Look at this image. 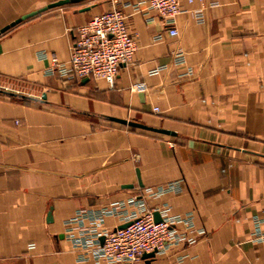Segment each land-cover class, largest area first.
<instances>
[{"label": "crops", "instance_id": "0c3cea01", "mask_svg": "<svg viewBox=\"0 0 264 264\" xmlns=\"http://www.w3.org/2000/svg\"><path fill=\"white\" fill-rule=\"evenodd\" d=\"M54 1L0 0V29ZM145 6L90 0L0 35V89L47 94L30 103L0 94V264H95L79 261L66 221L134 196L150 209L168 206L170 216H193L196 242L151 264H264V240L253 239L256 218L264 231V0L184 2L176 37ZM112 8L124 10L138 42L115 87L47 75L51 62L42 54L68 61L79 26ZM179 48L183 65L172 57ZM140 82L146 88L132 90ZM106 116L176 135L104 125ZM179 180L180 192L146 193ZM120 224L111 216L104 227Z\"/></svg>", "mask_w": 264, "mask_h": 264}, {"label": "built area", "instance_id": "2783aa9c", "mask_svg": "<svg viewBox=\"0 0 264 264\" xmlns=\"http://www.w3.org/2000/svg\"><path fill=\"white\" fill-rule=\"evenodd\" d=\"M195 0H145L146 11L153 10L167 23V32L176 37L179 34L175 18L184 11L183 3ZM130 4L129 1H126ZM126 4V5H127ZM215 5V4H214ZM202 17L201 11H199ZM162 38V34L155 39ZM138 48L136 36L129 29L128 16L122 8H112L93 15L81 24L72 44L68 61L43 53L44 59H50L47 75H57L66 83L83 77L103 79L110 88H114L120 67L133 61ZM176 65L186 63V52L179 48L172 52ZM166 65L153 69L157 74ZM192 70L187 74H192ZM145 82L136 83L132 90H144ZM156 112L159 111L155 107ZM182 180L173 181L159 188H147L146 193L160 197L167 192L182 191ZM158 212L161 220L156 221ZM118 217L121 224L114 228L104 227L107 217ZM184 223L182 231L178 224ZM263 221L255 219V240H264ZM65 236L80 250L81 262L92 261L95 264H145V253L155 252L156 256L167 254L171 247L192 244L197 236L191 233L194 227L193 216H170L169 207L163 209L147 208L142 198L137 196L127 201H117L100 209H80L66 221ZM123 224L126 227L119 228ZM205 231L201 230L203 234Z\"/></svg>", "mask_w": 264, "mask_h": 264}, {"label": "water", "instance_id": "95a60500", "mask_svg": "<svg viewBox=\"0 0 264 264\" xmlns=\"http://www.w3.org/2000/svg\"><path fill=\"white\" fill-rule=\"evenodd\" d=\"M83 1H86V0H57V1L51 2L47 6L33 10L31 12H28V13L22 15L21 17L17 18L12 23L4 26L3 28L0 29V35L2 33H5L6 31H8L12 27H15L18 24L22 23L23 21H26L27 19L34 17V16H36V15H38L44 11L54 9V8H58V7H63V6L74 4V3L83 2ZM91 7H92L91 5H87L85 7H82L80 10L81 11H87V10L91 9ZM89 79H90L89 77H86L84 81H88ZM0 94L6 95L9 97L18 98L21 100L28 99L31 101L45 102V100L47 99L46 93H43L40 99L30 97V96L25 95V94L13 92V91L3 90V89H0ZM105 118L109 121L116 122V123H119L122 125H126V126H129L131 128H135L136 130H142L145 132H151V133L162 134V135H171V136L176 135V132L171 130V129L150 125V124H147V123H144V122H141L138 120H134V119H125V118H119V117H114V116H106ZM155 218H156V221L161 220L158 212L155 213ZM127 225L128 224H123L119 228L126 227ZM143 257L146 260V264H151L152 260H154L156 258V254H155V252L145 253Z\"/></svg>", "mask_w": 264, "mask_h": 264}, {"label": "rangeland", "instance_id": "374dc122", "mask_svg": "<svg viewBox=\"0 0 264 264\" xmlns=\"http://www.w3.org/2000/svg\"><path fill=\"white\" fill-rule=\"evenodd\" d=\"M90 0H87V1H84V2H82L81 4H85V3H87V2H89ZM100 1H102V0H100ZM81 4H79V5H81ZM94 121H98V119L97 120H94ZM102 123H104V125L105 124H113V125H120L121 127H125V126H123L122 124H119V123H114V122H110V121H103ZM127 128H129V129H133V128H131V127H129V126H127ZM138 131H142V130H138Z\"/></svg>", "mask_w": 264, "mask_h": 264}, {"label": "trees", "instance_id": "16d2710c", "mask_svg": "<svg viewBox=\"0 0 264 264\" xmlns=\"http://www.w3.org/2000/svg\"><path fill=\"white\" fill-rule=\"evenodd\" d=\"M86 1H87V0H86ZM83 2H84V1H83ZM81 3H82V2L74 3V4H70V5H66V6L74 7V6H78V5L81 4ZM23 101L26 102V103H30V102H31V100H28V99H23ZM123 126L127 127L126 125H123ZM132 130H135V131H136L135 128H133Z\"/></svg>", "mask_w": 264, "mask_h": 264}]
</instances>
